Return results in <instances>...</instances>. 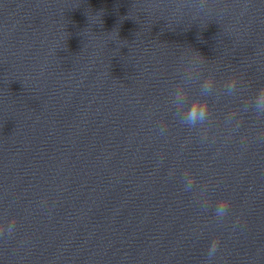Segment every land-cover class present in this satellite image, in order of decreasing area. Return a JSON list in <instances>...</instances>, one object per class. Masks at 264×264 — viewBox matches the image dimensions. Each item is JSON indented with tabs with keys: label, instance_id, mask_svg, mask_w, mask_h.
<instances>
[{
	"label": "clouds",
	"instance_id": "clouds-1",
	"mask_svg": "<svg viewBox=\"0 0 264 264\" xmlns=\"http://www.w3.org/2000/svg\"><path fill=\"white\" fill-rule=\"evenodd\" d=\"M235 88V83H231L228 85L229 92L233 91ZM203 94L206 95L211 92L212 90V82L211 81H205V83L202 85ZM256 101V108L262 109L264 108V88L260 89L258 93L255 96ZM258 115H264V113L257 112ZM208 118V104L205 99H201L200 97H197L196 99H193L188 107H187V120L189 126H196L197 123L203 124ZM229 208V203L226 201H221L217 208L216 213L218 215L224 216ZM217 252V242H213L208 250L207 256L208 259L211 260Z\"/></svg>",
	"mask_w": 264,
	"mask_h": 264
}]
</instances>
